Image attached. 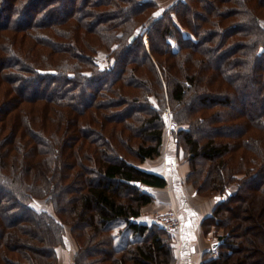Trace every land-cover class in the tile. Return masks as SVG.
Segmentation results:
<instances>
[{
  "label": "trees",
  "instance_id": "obj_1",
  "mask_svg": "<svg viewBox=\"0 0 264 264\" xmlns=\"http://www.w3.org/2000/svg\"><path fill=\"white\" fill-rule=\"evenodd\" d=\"M159 6L153 0H0V192L8 191V198L0 194V264H56L57 248L68 240L67 226L78 244L74 264L174 263L165 230L139 221L142 208L154 199L149 189L164 187L167 180L128 159L142 162L160 155L161 117L145 94L141 112L132 114L137 125L129 126L137 134L128 135L102 111L126 102L118 91L124 85L147 87L142 65L149 67L158 95L163 94L159 70L164 72L173 104L186 112L177 114L175 126L187 147L188 175L197 192L224 195L205 219L209 226L231 228L239 200L257 203L264 212V156L239 154L247 164L243 172L260 170L250 181L235 177L242 169L233 166L240 150H264V137L250 134L264 130V112L255 110L264 97V0H177L169 8ZM116 43L112 65L100 69V49ZM217 54L220 64L214 61ZM180 55L183 67L173 60ZM107 74L109 81L98 83ZM83 82L97 84L87 89ZM248 83L257 96L248 94L246 101ZM200 84L203 93H192ZM220 84L225 100L213 105L214 111L219 108L215 113L208 112L210 90ZM127 94L132 97V90ZM233 98L244 109L238 116L229 110ZM200 124L220 126L210 135H197L193 128ZM93 125L100 130L90 129ZM90 134L93 138L86 139ZM128 136L141 138L131 145ZM238 180L242 183L232 190ZM71 181L79 182V191L70 190ZM37 198L50 199L56 215L36 209L31 203ZM253 228H261L264 245V222ZM246 236L222 235L218 255L201 264H247L257 256L255 263L264 264V250L257 256L245 250Z\"/></svg>",
  "mask_w": 264,
  "mask_h": 264
},
{
  "label": "rangeland",
  "instance_id": "obj_2",
  "mask_svg": "<svg viewBox=\"0 0 264 264\" xmlns=\"http://www.w3.org/2000/svg\"><path fill=\"white\" fill-rule=\"evenodd\" d=\"M155 1L156 3H158L160 6V8L162 9H166V8H169L171 5L175 4L176 0H153ZM61 2V1H60ZM205 3V2H204ZM79 4V3H78ZM206 4V3H205ZM159 13L160 14H163L162 11L160 10H155L154 11V14L155 13ZM156 13V14H157ZM175 18V17H174ZM243 19V18H242ZM193 21H196V19H193ZM198 22H200V19L198 18L197 19ZM196 21V22H197ZM240 26H237L236 28L237 29H240L242 28L243 26V23L242 22H238ZM146 28V27H145ZM189 30L185 31L186 33L188 34H191L193 37L194 34H192L190 31V33L188 32ZM203 35V33H202ZM144 41L146 42V44L148 45V34L147 32L145 33L144 35ZM119 45V43H116L112 46L111 49L109 48H101L99 53L97 54V60L99 61V68L100 69H104L105 67L107 66H110L112 65L111 62L113 63V57L115 56V53H113V50ZM172 45H173V48H177L178 47V42H175L173 41L172 42ZM201 47V46H200ZM160 48L162 49L163 46L160 44ZM149 52V51H148ZM194 53V52H193ZM203 53V52H202ZM150 54V52H149ZM151 55V54H150ZM213 55V54H212ZM131 57H133L132 54H130ZM197 56L200 57V54L199 53H196L195 54V58H197ZM203 55L201 54V57ZM218 56H221V54H217V57L215 58V62H217L218 64H220V57ZM130 57V58H131ZM166 57H170L169 54L166 55ZM214 57V56H213ZM136 58H139V56H137ZM152 56V59L153 61L157 58H155ZM173 58V56H172ZM194 58V59H195ZM182 59V56H176L175 58H173L174 60V63H175V60H176V64L177 66H180V67H183L181 62ZM193 58H191L189 60V63L190 65H192L193 67V63L192 62L194 60ZM263 60H264V57H263ZM172 62L171 61V67H172ZM216 63V64H217ZM134 65L133 63L131 64V66ZM163 65V64H162ZM180 67H176V72L177 74L180 76L181 74V68ZM198 67V65H197ZM162 71L164 69V67L161 68ZM165 69L167 70V68L165 67ZM199 69V67L197 68ZM141 70L143 73H147V80L145 79V82H148V85L147 87L143 88L141 84L139 83H136L135 85H124L123 82L122 85L125 86V89L123 87H121L122 89H118L119 90H122V92L120 94H122L123 96V99L126 101L125 103H121V107L116 110L114 109V107H109L107 108V110H102L104 111V113L106 112V115H108L107 113H111L113 116L112 118L109 117V120H113V117L115 118V121L113 122L114 124L116 123V121H118L116 124H118L119 126L122 125V127H126V131L128 133V135H132V134H137L136 131H133V128H129V126H136L137 123L135 121V118L133 117L132 114L136 115V113L138 112H141V106L142 105V102L144 101V98L146 95H148V98H149V101L153 104V106L157 109L160 117H161V121H162V124H163V134H162V145H161V153L160 155L154 157V158H147L146 160L144 161H137L136 159L132 158L131 155L128 157V151H126V149H122L120 152L122 154L125 155V157H128L129 161L130 162H134L135 164H138L139 166H150V164H154V163H157V160L158 159H161L163 161H165V163H160V169L159 170H164L163 168L166 166H164V164H170L171 163V159H174L177 161L178 165L181 166V168H188V171L190 170L191 168V163H190V159H189V154H188V151H187V147L185 146V143L183 141V138L181 137V134L179 133V127H176L175 126V119H177V114L179 113V115L181 116H186V112L185 110L182 108H178L176 109V107H178L177 105L173 104L171 98H170V94H169V81L167 80V78L165 77V74L164 72H161V70H159V74L161 76V79H162V83H163V87H162V95L159 94L158 95V92L155 90L156 87V84L152 85L150 84L152 82V79L150 80L149 77L152 76V74H150L149 72V67H144L142 65L141 67ZM262 71V70H261ZM92 71H90L91 73ZM175 72V69L173 70V73ZM260 72V70L258 71ZM144 75V74H142ZM138 76V78H141L143 79L142 77L143 76ZM164 75V77H162ZM149 76V77H148ZM145 77V78H146ZM111 78V76H109L108 74L101 77L99 80H98V83H103V82H106V81H109V79ZM140 79H138V82H139ZM141 81V80H140ZM97 84V82H83V87L85 85V88L89 89L90 87H93L94 84ZM202 90H196L198 88H200ZM200 87H195L194 89H192V93L194 92H197V94H200V93H203V85L200 84ZM116 88H117V85H116ZM215 88H218L219 90H216V89H212L210 90V97L212 96V99L210 102H206V107H210L208 108V112H211V113H215V111H217L219 108L216 107L215 108V111H214V107L213 105L216 104V102H222L225 100V93H223L222 89H224V86L221 84L219 86H216ZM246 101L250 100L248 94L252 95L253 96H257L256 95V90L254 88V86L250 83H248L246 85ZM132 90L133 94H131L130 96L132 97H128V91ZM243 90H244V87H243ZM127 91V92H126ZM217 91V92H216ZM120 92V91H119ZM136 93V94H135ZM145 94V96H144ZM136 96V97H135ZM191 98V99H190ZM187 99L188 102H190V100H192V97H190ZM136 101H140V104H138L139 102H136ZM193 101V100H192ZM121 102H124V101H121ZM231 106L229 108V110H235V115L238 116L240 115V113L244 110L240 103L238 102V99H235L233 98L232 101L230 102V105ZM199 107H200V111L198 112V114H203V103H199ZM113 108V109H112ZM116 108V107H115ZM99 109V108H98ZM220 109H223V107L220 106ZM256 111H258L259 113L261 112H264V97L256 104V108H255ZM116 116H114V114H116ZM242 119V118H241ZM245 120V117L243 118ZM237 122H240V121H237ZM140 124H138L139 126ZM184 125H190L188 122L184 123ZM220 126L219 124L218 125H214V124H211L209 126H203V124H200L199 126L198 125H195L194 128H193V131L195 132V134L199 135V134H203V135H209L211 134V131L212 130H215V129H219ZM182 127V126H181ZM90 129H94L96 128V130H100V128L98 126H90L89 127ZM233 130V131H232ZM228 131L230 133H234V129L233 128H228ZM213 132H217L215 134L219 135V133L221 131H213ZM252 134L253 136H259V137H264V130H262L260 132H252L250 133ZM86 139H89L91 140L93 137H92V134L88 135L87 137H85ZM126 138H129L126 137ZM141 137L139 136H135L133 137L132 139L129 138V140L126 141L127 144H133L132 140H136L138 141ZM178 138V140L176 139ZM260 138V139H261ZM93 141H97V138L93 139ZM252 141H255V140H252ZM131 142V143H130ZM76 145L78 144V142L75 143ZM100 147V146H99ZM102 147V145H101ZM243 154H248L249 156H255L257 157L256 153L258 154L259 157L261 156H264V150L262 153L260 152H257V150L255 151V148H253L251 151H244V150H240L237 154H235L236 156V159L237 160L233 166H238V169H242V170H239L238 173H235V177H238V178H243L244 180L248 179L249 181L252 179V177H256L258 175H261L260 173V170H258L256 173H246V172H243V170L246 168H244L245 166H247V164L243 165V162L240 161L241 159V156ZM240 154V155H239ZM167 156V161L166 159H164V156ZM239 156V157H238ZM228 159V158H226ZM259 159V158H257ZM150 163V164H148ZM148 164V165H147ZM157 165V164H156ZM199 166V165H198ZM244 168V169H243ZM177 170L175 169V167L173 166H170L169 168V174H170V177L173 179L176 177V172ZM188 171L186 172V174L184 175V180L186 182V184H189V186L191 187V189L195 190V193L199 196V197H213V196H218L219 197V200H217V204L222 200V194L220 195L219 193H213V194H209V195H203L202 193H199L197 192V188L195 187V184L194 182H192V180H190V177L192 178L193 175L189 177L188 175ZM197 177V176H196ZM200 177H203V175H200ZM93 179H97L98 178V175H94L92 177ZM166 178V177H165ZM170 178V179H171ZM246 178V179H245ZM167 180V179H166ZM74 181V180H73ZM71 181V184L72 182ZM175 182V181H174ZM242 183V181L239 182L236 181L235 184H233L230 188L232 190H235L236 189V184H240ZM167 185V184H166ZM166 185L164 187H166ZM72 188H70V190L73 192V191H79V187H80V184L79 182H73V185L71 186ZM164 187H157L159 188V192L160 193H164ZM79 188V189H78ZM162 189V190H161ZM69 190V192H70ZM6 191V192H5ZM150 194H152L153 196L155 195V197L157 196L156 193H152L151 191H149ZM74 193V192H73ZM0 194H2L3 196H6L8 198V191L7 190H3L2 192H0ZM157 199H161V201H164L163 203H160L159 205H156L154 206L155 202L157 201L156 198L153 199V204L152 202L150 204H148V209H149V213L152 212L151 214V218H155L157 219L156 221L154 219H152V222H147V221H142L139 217V221L140 222H143V223H148V224H154L156 225V227H160V228H163L165 230L164 234H163V237H164V241L166 242V244L168 246L171 247V249L173 250V253H174V257H175V261L174 263L172 264H177L178 263V259H177V252L182 248L184 247L183 243H182V237H181V231H180V228L179 227H175V228H171V227H166V222L164 223L163 220L165 219H171L173 221H175L174 223H176L177 221H180V224L182 225V221H183V218L181 216V207L178 206L175 201L173 200L171 202V200H168L167 197H165V200H163L162 198H157ZM238 201V200H237ZM237 203H239V209H238V213H239V216L235 218V220H233L232 218L229 220V226L231 228L227 229L228 226L223 227V226H217V225H211L209 226V222H206L205 219H204V226H205V229L207 228L209 232L212 233V236L213 238L217 239L218 242H220V244L217 246V247H213L212 245V250H211V254L207 253L206 255V258L204 261H207L209 258L211 257H216L218 255V247L222 244V239H221V236L222 235H238L239 233H244L245 235H247V240H246V237H238L239 239H242L243 242L246 240V243L244 244V246H246V251H250L253 255H258V253L260 252H263L264 250V245L261 244L260 242V234H261V228H260V225L264 222V217L262 214H264V212L260 213V206H258L257 208V203H256V207L253 206V204L251 202H241V200H239ZM36 209L38 210H46V211H49L51 214H54L56 215L55 213V210H54V206L51 202L50 199H47V198H42V199H34L33 202L31 203ZM216 204V205H217ZM153 205V207L151 206ZM216 205L214 206V209L216 207ZM147 206V205H146ZM144 206L142 208V212L143 210L145 209ZM10 209V208H9ZM148 209H145L148 210ZM213 209V211H214ZM259 209V210H258ZM3 211H5L7 213L8 211V208L4 207L3 206ZM212 211V213H213ZM142 212L140 214V216L142 215ZM211 213V215H212ZM7 216L10 217V214L7 213ZM250 217V219H249ZM162 221V222H159V221ZM224 220V219H223ZM225 222V220H224ZM254 222V223H253ZM253 224H257V226L260 228V231L258 232V229H250L252 228ZM242 227V230H240V228ZM115 229H123V225L121 226H118L117 228ZM206 229V231H207ZM67 243L64 244V245H60L58 246L57 248V253H58V260L56 262V264H74L75 263V256L77 254V251H78V244L75 240V238L73 237L72 233H71V229L69 226H67ZM242 242V243H243ZM98 243L95 244L91 249H90V256L93 257V256H96L97 254V250H98ZM249 249V250H248ZM254 257V256H253ZM259 256L255 257V258H250L247 260V264H256L257 263V259H258ZM256 261V263H255ZM246 264V263H245Z\"/></svg>",
  "mask_w": 264,
  "mask_h": 264
},
{
  "label": "crops",
  "instance_id": "obj_3",
  "mask_svg": "<svg viewBox=\"0 0 264 264\" xmlns=\"http://www.w3.org/2000/svg\"><path fill=\"white\" fill-rule=\"evenodd\" d=\"M164 159H166V161L168 160L166 155L164 156ZM160 163H165V161L158 159L157 163H148L150 166H143V168L163 175L167 179V185L163 188L164 193H160V189L157 187L149 189L153 194H157L156 197L154 195V198L157 200L154 206L164 202L157 198L165 200V197H167L168 200H171V202L174 200L175 203L182 208L181 216L183 221L180 231L184 247L177 252V264H201L204 262L207 253L211 254L212 245L217 242V239L213 238L212 233L209 232L210 230L206 231L204 219L211 216L219 197H199L195 193V190H192L189 184H186L184 180V175L188 171V168H181L176 160L171 159L170 164H164V166L166 165L163 168L164 170H159L161 167ZM170 166L175 167L177 170L175 172L176 177L173 179L168 172ZM151 206L153 207V205ZM148 208L147 205L145 209ZM145 209L143 210L140 219L142 221L152 222V212L149 213V209L146 211Z\"/></svg>",
  "mask_w": 264,
  "mask_h": 264
},
{
  "label": "built area",
  "instance_id": "obj_4",
  "mask_svg": "<svg viewBox=\"0 0 264 264\" xmlns=\"http://www.w3.org/2000/svg\"><path fill=\"white\" fill-rule=\"evenodd\" d=\"M155 221L157 220V219H155V218H153ZM159 221V220H158ZM159 222H162V221H159ZM163 222L165 223L166 222V227L168 226V227H171V228H175V227H181V224H180V221H177L176 223H174L175 221H173V220H171V219H165V220H163Z\"/></svg>",
  "mask_w": 264,
  "mask_h": 264
},
{
  "label": "water",
  "instance_id": "obj_5",
  "mask_svg": "<svg viewBox=\"0 0 264 264\" xmlns=\"http://www.w3.org/2000/svg\"><path fill=\"white\" fill-rule=\"evenodd\" d=\"M220 244V242H215L214 244H213V247L215 248V247H217L218 245Z\"/></svg>",
  "mask_w": 264,
  "mask_h": 264
}]
</instances>
